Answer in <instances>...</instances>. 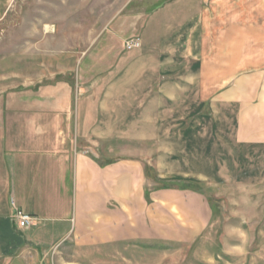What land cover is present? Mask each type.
Instances as JSON below:
<instances>
[{"label": "crops", "instance_id": "1", "mask_svg": "<svg viewBox=\"0 0 264 264\" xmlns=\"http://www.w3.org/2000/svg\"><path fill=\"white\" fill-rule=\"evenodd\" d=\"M101 32L77 59L89 65L76 77V102L71 83L50 82L16 86L15 102L0 104L4 189L12 199L2 216L13 218L16 208L36 216L30 238L45 231L49 240L43 219L70 217L63 239L80 246L190 242L213 217L207 196L164 186L148 200L149 170L213 184L231 176L207 161L217 152L221 159L233 156L232 145L264 152V0H125ZM130 38L140 47L126 49ZM120 139L159 143L158 156L152 164L153 153L137 147L101 164L88 151ZM201 157L213 169L185 162ZM169 158L182 162L173 170ZM13 223L2 252L23 242Z\"/></svg>", "mask_w": 264, "mask_h": 264}, {"label": "rangeland", "instance_id": "2", "mask_svg": "<svg viewBox=\"0 0 264 264\" xmlns=\"http://www.w3.org/2000/svg\"><path fill=\"white\" fill-rule=\"evenodd\" d=\"M124 1L0 0V104L15 102L12 100L15 91L10 89L16 86L19 90H32L46 87L50 82L71 83L76 102V77L89 65L86 62L81 65L77 59L101 35L108 19ZM102 37L110 36L105 33ZM30 84L34 86L27 87ZM29 96L23 101H31L32 95ZM6 118V112L0 111V121ZM137 147L153 153V164L159 143L136 144L120 139L101 142L95 153L88 151L105 162L128 156L129 150ZM232 147L231 158L221 159L217 152L207 160L231 172L230 178L216 177L213 184L174 176L160 177L153 166L149 170L152 188L188 187L207 196L213 217L196 239L184 243L124 240L103 246H80L72 237L63 239L72 224L70 217L60 218L50 213L42 221L41 226H44L39 228L51 231L54 240H49L45 231L30 238L32 229H17L23 242L15 246L12 253L0 249V264H264V152H237L234 145ZM4 159L0 148L2 242L11 237L14 224L12 217L5 220L2 216L12 205L4 189L9 177ZM190 159L185 162L190 161L192 167L213 169L202 157ZM180 162L169 158L165 163L170 168Z\"/></svg>", "mask_w": 264, "mask_h": 264}, {"label": "built area", "instance_id": "3", "mask_svg": "<svg viewBox=\"0 0 264 264\" xmlns=\"http://www.w3.org/2000/svg\"><path fill=\"white\" fill-rule=\"evenodd\" d=\"M140 45L141 43L139 38H132L125 41V48L128 50L138 48ZM13 220L19 229L32 228L37 223L36 216L27 214L18 208L14 210Z\"/></svg>", "mask_w": 264, "mask_h": 264}, {"label": "trees", "instance_id": "4", "mask_svg": "<svg viewBox=\"0 0 264 264\" xmlns=\"http://www.w3.org/2000/svg\"><path fill=\"white\" fill-rule=\"evenodd\" d=\"M100 161V160H99ZM105 162H102L101 161V164H104ZM154 190V187L153 188H148V187H146V190H145V194H146V197H147V199L148 200H150V193H151V191H153ZM193 190H195V189H193ZM195 191H197V192H199L198 190H195Z\"/></svg>", "mask_w": 264, "mask_h": 264}]
</instances>
